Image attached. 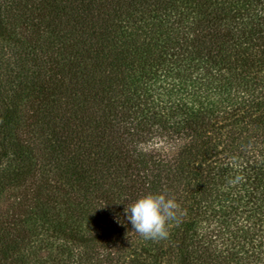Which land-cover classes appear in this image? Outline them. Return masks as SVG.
<instances>
[{"label":"trees","instance_id":"16d2710c","mask_svg":"<svg viewBox=\"0 0 264 264\" xmlns=\"http://www.w3.org/2000/svg\"><path fill=\"white\" fill-rule=\"evenodd\" d=\"M0 264H264V0H0Z\"/></svg>","mask_w":264,"mask_h":264},{"label":"clouds","instance_id":"9594fccd","mask_svg":"<svg viewBox=\"0 0 264 264\" xmlns=\"http://www.w3.org/2000/svg\"><path fill=\"white\" fill-rule=\"evenodd\" d=\"M180 212L177 200L167 193H147L124 208L131 230L145 241L160 242L169 235V225Z\"/></svg>","mask_w":264,"mask_h":264}]
</instances>
